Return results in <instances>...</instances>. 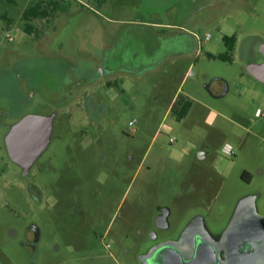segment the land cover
Masks as SVG:
<instances>
[{"label":"rangeland","instance_id":"374dc122","mask_svg":"<svg viewBox=\"0 0 264 264\" xmlns=\"http://www.w3.org/2000/svg\"><path fill=\"white\" fill-rule=\"evenodd\" d=\"M41 3L59 8L27 33L23 11ZM234 34L231 61L208 56ZM261 44L264 0L0 1V264H145L149 246L195 224L220 235L243 197L264 216V83L248 71ZM143 46L172 54L153 67L161 58L149 63ZM41 80L48 91L33 94ZM178 87L192 101L182 121L168 111ZM91 94L106 104L98 117ZM53 112L51 142L25 169L5 137L25 115Z\"/></svg>","mask_w":264,"mask_h":264},{"label":"water","instance_id":"95a60500","mask_svg":"<svg viewBox=\"0 0 264 264\" xmlns=\"http://www.w3.org/2000/svg\"><path fill=\"white\" fill-rule=\"evenodd\" d=\"M248 70L264 82V64H250ZM227 90L226 86L224 94ZM52 133L53 116L29 114L23 117L12 126L6 136L11 158L25 169H29L47 148ZM252 203L249 198L241 201L224 233L223 242L227 251V264H254L252 253L248 249L243 251L249 247H255L258 257L264 255V216L254 211L252 207H245L246 204ZM158 224L167 226L164 215L158 218ZM32 229L38 240V228L32 226ZM201 235L206 242L200 244L198 248H192L191 251H187L176 242L165 241L144 254L142 260L145 264H214L217 262L212 253L214 245L206 234L201 232ZM155 254L156 261L152 262L151 259Z\"/></svg>","mask_w":264,"mask_h":264},{"label":"flooded vegetation","instance_id":"af4514ba","mask_svg":"<svg viewBox=\"0 0 264 264\" xmlns=\"http://www.w3.org/2000/svg\"><path fill=\"white\" fill-rule=\"evenodd\" d=\"M235 46H236V45H235ZM38 83L41 84L40 89H41L42 91H43L44 88H45L46 91H48V89H49V87H50V84H47V82H45V85H44V82H43V81H42V82L40 81V82H38ZM38 83H37V84H36V83H33V84H34V88H31V90H33V94H35V92L37 91V89L35 90V87H38V86H37ZM43 85H44V86H43ZM53 88H54V90H57L56 88L60 89L61 86H60V85H57V86L53 85ZM40 89H39V90H40ZM70 91H71V90H70ZM70 91L67 92V94H69L67 98L71 97V94H72L71 92H72V91H71V92H70ZM44 93H46V92L44 91ZM46 95H47V94H46ZM60 96H61V95H60ZM33 97H34V96H31V97H27V96H25V98H24V103H25L26 106H27L28 104H30V105L34 104L35 100L33 99ZM61 98H62V97H58L57 100H54L55 103L52 104L53 107L56 109L55 111L58 110V112H59V109H60L61 107L57 106V105H58L57 103L62 102L63 99L66 100V99H67V98H66V94H65V96L63 97L62 100H61ZM48 102H49V101H48ZM9 106L11 107V105H9ZM3 110H4L5 112H8V111H9V108H7V107L5 106V108H4ZM4 111H2V112L0 113L1 118H2V116H3L2 114L4 113ZM15 112H16V111H15ZM58 112H57V113H58ZM53 113H54V112H53ZM57 113H56V114H57ZM50 114H51V113H50ZM24 117H25V116H24ZM20 120H21V119H20ZM20 120H18V121H20ZM0 124H1V123H0ZM209 158H210L209 155H207V153L204 151V149H203V150H200L199 155H198V159L202 160L203 163L206 164V163L208 162V159H209ZM211 160H212L213 163H215V158H214V159L211 158ZM242 178H243L246 182H248V183L252 182V176H251V174H250L249 172H247V171H244V173H243V175H242ZM237 207H238V206H237ZM245 207H247V208L252 207L253 210L255 209V208H253V207H255L254 203H252V204H246ZM235 211H236V209H235ZM254 211H256V209H255ZM256 212H257V211H256ZM234 213H235V212H234ZM234 213H233V214H234ZM228 225H229V224H228ZM227 228H228V226L222 231V233H221L220 235H215V234L209 232L204 226H201L200 224H195V225L193 226V228H192V229L189 231V233L187 234L186 238H185L183 241L179 242L178 244H179L181 247H183L184 249H186L187 251H191L192 248H198L200 244H202L203 242H206V240H203V237H202V235H201V232H203L204 234L207 235V238H208V239L213 243V245H214L213 250H212V253H213L214 257L217 259V262L214 263V264H227V256H226L227 251H226L225 244H224V242H223L224 233H225V231H226ZM32 230H33V229H32ZM33 231H34V230H33ZM34 232H35V231H34ZM38 240H39V239H38ZM38 240H36V236H35V240H34V242H33L32 244H30V247H32L33 249H35V243H36ZM165 241H167V240H163V241H160V242H157V243L152 244L151 246L148 247V249H147L146 252L149 253V252L152 250L153 247H155L156 245H158V244H160V243H162V242H165ZM215 246L217 247V249H216ZM246 247H247V246H246ZM246 249H248V250L252 253V255H253V260H252V262H253L254 264H264V255L258 257V256H257V250L255 249V247L245 248L243 251H245ZM209 253H210V252H209ZM151 261H152V262H155V261H156V254L152 257Z\"/></svg>","mask_w":264,"mask_h":264},{"label":"crops","instance_id":"0c3cea01","mask_svg":"<svg viewBox=\"0 0 264 264\" xmlns=\"http://www.w3.org/2000/svg\"><path fill=\"white\" fill-rule=\"evenodd\" d=\"M151 49H150V48ZM236 47L237 46H235V50H236ZM147 48H149L148 50H147ZM142 49H143V56L145 57V58H147V59H149V63H151V61H150V59H152V58H161L159 61H156L155 63H153L152 64V66L154 67H156V66H159L160 65V63L163 61V59H162V57H166V56H168L169 54H172V52L170 51V50H165L164 52H162V51H160L161 50V47L160 46H143L142 47ZM159 50V51H158ZM158 51V52H157ZM157 52V53H156ZM182 52V51H181ZM178 53H179V51H178ZM256 53L258 54L257 55V57L259 56V61H256V62H251L250 64H264V44H261L260 46H257V51H256ZM146 59V60H147ZM261 61V62H260ZM159 64V65H158ZM249 64V65H250ZM248 65V66H249ZM151 66V65H150ZM152 68V67H151ZM150 68V69H151ZM146 69H149L148 67H146ZM189 69H190V66L188 67V69H187V73H186V75L188 74V72H189ZM249 71V70H248ZM249 73L255 78V79H257L258 81H260V82H262V83H264L262 80H260L256 75H254L253 73H251L250 71H249ZM41 82H42V80H41ZM34 82H30V84H29V87H30V89L31 88H34V84H33ZM37 84V83H36ZM21 84L20 83H18L17 81L15 82V91L14 92H16V95H17V97H18V95H19V93H20V97H22V100L24 99V96H26L27 95V92H26V88L25 87H23V86H20ZM38 87H35V90L37 89V91L40 89V86H41V84L40 83H38V85H37ZM4 88V91L6 90V88L3 86L2 87V89ZM243 92H245L246 90H247V88L246 87H244L243 89ZM3 91V92H4ZM58 92H60V89H58ZM71 92V91H70ZM247 92V91H246ZM62 93V95H61V100L63 99V97L65 96L64 94H67V92H64V91H62L61 92ZM182 94V92H180V87H178V89H177V91H176V93H175V95L171 98V100H170V103H169V105H168V111H170V113H171V109H172V106H173V104H174V102L176 101V99H177V97L179 96V95H181ZM182 95H184V94H182ZM184 96H186V95H184ZM187 97V96H186ZM188 98H189V96H188ZM190 99V98H189ZM16 104L18 105V103L16 102ZM58 105L57 106H59V107H61L59 110H61V109H63L64 107H66V100L65 99H63L62 100V102H60V103H57ZM87 108H88V110H89V112H91V114H93V116H95V117H98V116H100L101 114H103L104 112H105V110H106V104H105V102L101 99V98H99V97H97L95 94H91L90 96H88V98H87ZM16 106V105H15ZM192 107V106H191ZM191 109V108H190ZM259 109V108H258ZM190 111V110H189ZM258 111V110H257ZM189 113V112H188ZM31 114V113H30ZM27 115H29V114H27ZM27 115H25V116H27ZM40 115V114H39ZM42 115V114H41ZM188 115V114H187ZM46 116H53V132H54V127H55V118H56V114H54V113H52V114H48V115H46ZM187 117V116H186ZM185 117V118H186ZM184 118V119H185ZM19 120V119H18ZM183 120V119H182ZM181 120V121H182ZM18 122V121H17ZM16 122V123H17ZM15 123V124H16ZM14 125V124H13ZM12 125V126H13ZM12 126H11V128H12ZM10 128V129H11ZM10 131V130H9ZM9 133V132H8ZM7 133V134H8ZM7 136V135H6ZM52 136H53V133H52ZM51 139H52V137H51ZM5 140H6V137H5ZM51 142V141H50ZM229 145H231V144H229ZM232 146V145H231ZM201 150V149H200ZM199 161H201V162H203L202 160H200V159H198ZM219 164V166H218V168L221 170L222 169V167L224 166V161H222L221 159H219V158H216L215 159V164ZM221 165V166H220ZM243 199H245V197H243V198H241L240 200H239V203L241 204V201L243 200ZM240 206V205H239ZM239 206L236 208V211H237V209L239 208ZM236 211H235V213H236ZM235 213L233 214V216L235 215ZM233 216H232V218H233ZM232 218H231V220H232ZM229 226V225H228Z\"/></svg>","mask_w":264,"mask_h":264},{"label":"trees","instance_id":"16d2710c","mask_svg":"<svg viewBox=\"0 0 264 264\" xmlns=\"http://www.w3.org/2000/svg\"><path fill=\"white\" fill-rule=\"evenodd\" d=\"M0 1H7L9 3H15V0H0ZM58 8H59L58 3H51L49 5H43V3H41L35 6H30L27 9H25L23 11V18L25 20L24 31H26L27 33H34L35 26L31 24V21L38 17H46L49 15L50 10L54 11ZM223 41L226 44L227 53L219 54V55L208 54V56L212 58L214 57V58H220V59L231 61L232 53L235 50V45L237 42V36L236 34L231 35V36L225 35L223 36ZM191 106H192L191 99L181 94L177 97L176 101L174 102L172 109H171V114L175 116L176 120L181 121L187 116Z\"/></svg>","mask_w":264,"mask_h":264},{"label":"built area","instance_id":"2783aa9c","mask_svg":"<svg viewBox=\"0 0 264 264\" xmlns=\"http://www.w3.org/2000/svg\"><path fill=\"white\" fill-rule=\"evenodd\" d=\"M8 38L10 40H12L14 38V35H9L8 34ZM257 115L258 116H261V117H264V110L261 109V108H259L258 111H257ZM130 124H132V122H130ZM171 141H175V139L174 138H171ZM224 152L226 154H231V155L235 154L234 148L231 145H229V144L226 145Z\"/></svg>","mask_w":264,"mask_h":264}]
</instances>
